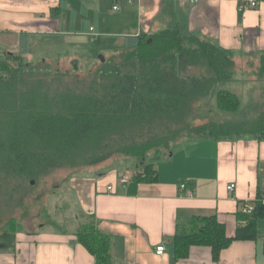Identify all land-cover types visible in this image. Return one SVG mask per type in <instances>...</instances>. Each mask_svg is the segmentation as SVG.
Masks as SVG:
<instances>
[{
  "label": "crops",
  "instance_id": "0c3cea01",
  "mask_svg": "<svg viewBox=\"0 0 264 264\" xmlns=\"http://www.w3.org/2000/svg\"><path fill=\"white\" fill-rule=\"evenodd\" d=\"M106 1L0 0V54H18L21 34L31 35L30 52L24 57L31 61L41 38L61 39L67 45L80 36L123 46L124 37L154 36L178 28L183 36L216 44L235 60L264 61V9L237 11L249 0H109L111 8L105 10ZM225 84L220 88L243 90L240 96L236 93L240 108L228 123H264L263 86ZM250 88L259 91L249 93ZM149 161L158 181L140 184L132 194L127 185L136 170L128 167L70 179L66 209L73 212V223L36 234L16 231L0 243V264H96L76 236L87 217L111 236L114 264H264V217L257 223L256 241L233 242L218 262L206 246L192 247L185 259L175 260L173 254L175 235L193 217L216 216L232 238L241 204L255 200L259 192L264 196V139L259 134L197 139ZM184 183L186 189L181 190ZM231 184L235 188L229 191ZM56 217L60 220L61 212ZM160 245L166 247L163 256L155 253Z\"/></svg>",
  "mask_w": 264,
  "mask_h": 264
},
{
  "label": "trees",
  "instance_id": "16d2710c",
  "mask_svg": "<svg viewBox=\"0 0 264 264\" xmlns=\"http://www.w3.org/2000/svg\"><path fill=\"white\" fill-rule=\"evenodd\" d=\"M30 39V34H21L18 54L0 60L3 182L39 180L80 157L94 166L121 156L136 160V173L127 185L132 194L140 184L158 181L150 157L168 156L169 143L186 131L215 139L242 134H259L264 139L262 122H212L195 128L186 124L193 103L231 81L236 70L233 56L212 42L183 36L178 28L154 36L124 37L119 58L102 63L87 91L53 94L38 87L23 88L25 77L36 71L24 62ZM90 42L99 44L100 38ZM10 59L18 61L15 67ZM215 102L218 110L227 113L240 108L238 95L221 88ZM263 199L259 192L255 200L241 204L232 238L216 216L193 217L174 237L175 260L187 258L192 247L206 246L218 262L233 242L256 241L257 223L264 217ZM246 204L253 207L250 213L243 211ZM76 236L96 264H114L112 238L93 222L81 226Z\"/></svg>",
  "mask_w": 264,
  "mask_h": 264
},
{
  "label": "rangeland",
  "instance_id": "374dc122",
  "mask_svg": "<svg viewBox=\"0 0 264 264\" xmlns=\"http://www.w3.org/2000/svg\"><path fill=\"white\" fill-rule=\"evenodd\" d=\"M110 8L109 0H107L104 9L109 10ZM107 19L108 17L102 19V23ZM94 23L93 18L92 24ZM74 41V44L68 43L67 45L61 39L41 38L40 42L37 41L32 50L36 59L31 61L24 59L25 63L35 66L36 71L25 77L22 82H25L26 85H23V88L38 87V91L53 94L68 90L73 92L87 91L95 79L96 72L102 65L100 57H104L106 63L111 59H118V55L123 52V46L113 42L109 43L103 40L99 44H92L86 37L80 36H74ZM16 54L14 53V55ZM8 55L7 53L0 54V60L8 61ZM9 61L12 67L18 63L13 59ZM75 61H77L76 69L73 66ZM236 61L238 63L233 73V79L227 82H251L261 84L264 88V61L260 59H238ZM24 62L22 64H25ZM194 72L195 74L199 73L198 71ZM234 84L229 85L234 86ZM219 87L216 86L212 94L193 103L186 121L190 128L205 126L212 122L226 123L230 118H233L232 113L220 111L216 107L215 93L220 89ZM234 88L230 91L240 96L243 90L239 86ZM257 91H259L257 88H250L249 93H256ZM242 114L243 111L239 113V116L242 117ZM202 138L207 137L196 136L186 131L171 141L169 145L172 150H176L178 146ZM161 153L166 154V151L162 150ZM126 167L131 172L136 170V160L114 156L104 163L89 166L80 157L39 180L18 181L10 179L3 182L0 179V243L18 230L20 233L36 234L41 229H53L58 226L57 224L62 223L65 227L70 223L72 224L71 218L73 217L71 214L73 212L69 213L66 209V203L70 199L67 193L70 179L83 173L90 177ZM33 182L34 184H32ZM60 212L59 220L56 215ZM91 222L90 217L82 218L81 226Z\"/></svg>",
  "mask_w": 264,
  "mask_h": 264
},
{
  "label": "built area",
  "instance_id": "2783aa9c",
  "mask_svg": "<svg viewBox=\"0 0 264 264\" xmlns=\"http://www.w3.org/2000/svg\"><path fill=\"white\" fill-rule=\"evenodd\" d=\"M115 1H118V0H115ZM191 1L196 2V0H191ZM253 9L254 10L264 9V2H259L256 0L243 1L237 7V11L241 14L246 12V11L253 10ZM114 10H118V6H115ZM92 40H94V39H92ZM122 182L126 184L128 182V180L125 177H123ZM234 188H235V185L231 184L228 187V190L232 191ZM180 189L185 190L186 184L185 183L181 184ZM108 191H112V188L109 187ZM252 210H253V207L250 204H246L245 207L243 208V211L245 213H250ZM165 251H166V247L163 245H160L156 248L155 253L157 256H163Z\"/></svg>",
  "mask_w": 264,
  "mask_h": 264
},
{
  "label": "water",
  "instance_id": "95a60500",
  "mask_svg": "<svg viewBox=\"0 0 264 264\" xmlns=\"http://www.w3.org/2000/svg\"><path fill=\"white\" fill-rule=\"evenodd\" d=\"M100 60H101L102 63L105 62V58L102 57V56L100 57ZM73 66H74L75 69L77 68V61L73 62ZM143 164H144V163L141 162V166H143ZM32 184H34V182H33Z\"/></svg>",
  "mask_w": 264,
  "mask_h": 264
}]
</instances>
